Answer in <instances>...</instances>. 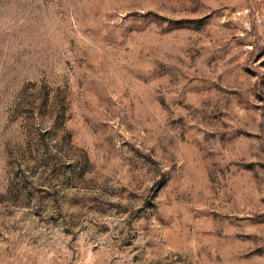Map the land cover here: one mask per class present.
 I'll use <instances>...</instances> for the list:
<instances>
[{
    "label": "rangeland",
    "instance_id": "obj_1",
    "mask_svg": "<svg viewBox=\"0 0 264 264\" xmlns=\"http://www.w3.org/2000/svg\"><path fill=\"white\" fill-rule=\"evenodd\" d=\"M0 264H264V0H0Z\"/></svg>",
    "mask_w": 264,
    "mask_h": 264
}]
</instances>
